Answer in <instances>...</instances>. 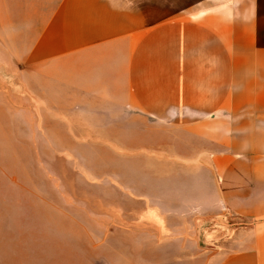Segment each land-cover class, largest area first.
Wrapping results in <instances>:
<instances>
[{
	"label": "crops",
	"instance_id": "0c3cea01",
	"mask_svg": "<svg viewBox=\"0 0 264 264\" xmlns=\"http://www.w3.org/2000/svg\"><path fill=\"white\" fill-rule=\"evenodd\" d=\"M55 8L23 41V96L57 111L133 117L142 133L170 129L166 163L181 166V179L168 174L150 195L167 200L166 218L182 217L166 221L168 235L198 246L183 264H264V0Z\"/></svg>",
	"mask_w": 264,
	"mask_h": 264
},
{
	"label": "rangeland",
	"instance_id": "374dc122",
	"mask_svg": "<svg viewBox=\"0 0 264 264\" xmlns=\"http://www.w3.org/2000/svg\"><path fill=\"white\" fill-rule=\"evenodd\" d=\"M59 1L0 0V264H183L198 246L168 235L166 221L182 217L166 218L167 200L150 195L168 174L181 179L166 163L170 129L142 133L133 117L23 96V41Z\"/></svg>",
	"mask_w": 264,
	"mask_h": 264
}]
</instances>
